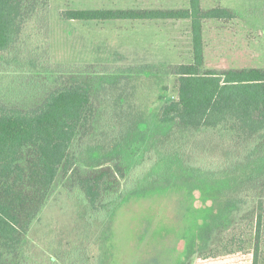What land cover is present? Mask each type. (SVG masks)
Segmentation results:
<instances>
[{"label": "trees", "instance_id": "1", "mask_svg": "<svg viewBox=\"0 0 264 264\" xmlns=\"http://www.w3.org/2000/svg\"><path fill=\"white\" fill-rule=\"evenodd\" d=\"M51 1L0 0V264H97L124 207L170 193L183 195L186 257L218 232L237 228L236 240L251 221L250 264H264V68H204V20H232L238 11L190 0L179 9L61 12L80 21L191 20L194 59L169 68L176 96L146 114L132 76L144 66L53 64L25 47L27 26L48 21ZM211 132L228 139L227 157L203 166L196 147L206 140L193 147L189 137ZM195 192L203 205H195ZM50 204L62 220L73 214L70 228L56 227L70 233L67 249L58 240L46 251L37 244ZM75 231L83 243L71 239Z\"/></svg>", "mask_w": 264, "mask_h": 264}, {"label": "rangeland", "instance_id": "2", "mask_svg": "<svg viewBox=\"0 0 264 264\" xmlns=\"http://www.w3.org/2000/svg\"><path fill=\"white\" fill-rule=\"evenodd\" d=\"M204 9L215 6L231 7L239 16L232 20L205 19L203 25L204 68L215 70L264 68V0H201ZM190 0H52L48 21L41 16L25 30V47L35 50V57L53 64L109 63L144 66L132 72L138 93V103L146 114H155L163 103L176 96L178 79L169 73L175 64L191 63L193 56L192 25L190 19L147 20H64L66 9H179L188 8ZM27 53V52H26ZM147 72V73H146ZM162 91L164 96L162 97ZM191 139L202 142L198 158L203 166H216L226 159L228 139L222 134L197 133ZM193 141V142H192ZM198 146V145H197ZM217 146V147H215ZM195 205H203L200 193L195 192ZM183 195L170 193L154 199L134 200L124 207L113 222L110 242L94 260L97 264H250L251 221L237 230L246 234L232 241L236 229L216 233L192 257L179 250L178 226L183 217ZM210 203V201H209ZM55 205L46 207L38 224L37 244L47 250L62 241L69 248L67 231L73 220L70 210L63 219ZM66 210V209H65ZM152 217L154 219L152 220ZM162 225L157 228V225ZM86 243L95 248V234ZM240 238L242 242L240 243ZM71 239L83 243L78 233ZM246 242V243H245ZM240 243V245H239ZM64 256V250H58ZM69 251V255L72 253ZM89 255L83 251L82 256ZM82 257V258H83ZM80 259L79 264H86ZM95 264V263H91Z\"/></svg>", "mask_w": 264, "mask_h": 264}]
</instances>
